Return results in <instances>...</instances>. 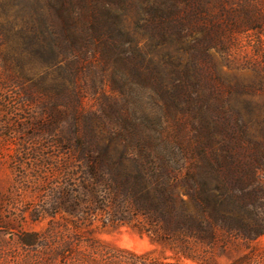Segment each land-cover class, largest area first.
Returning <instances> with one entry per match:
<instances>
[{
    "label": "rangeland",
    "instance_id": "rangeland-1",
    "mask_svg": "<svg viewBox=\"0 0 264 264\" xmlns=\"http://www.w3.org/2000/svg\"><path fill=\"white\" fill-rule=\"evenodd\" d=\"M104 3L108 2L57 0L51 6L47 0H0V264H44L43 250H27L20 243L26 233L41 234L49 251L61 247L71 235L81 238V245L73 244V249L81 252L95 249L124 255L120 252L128 250L174 262L166 261L174 255L169 248L129 226H97L94 230L83 226L76 231L62 217L32 220L35 208L56 201L63 182L57 172V158L64 152L59 146H64L74 123L85 134L96 135L104 146L142 147L138 159L149 161V165L151 161L169 165L165 176L171 183L175 178L183 183L180 193L189 189L185 179L192 172L193 160L200 158L203 145L208 140L214 144L230 142L237 132L220 109L226 112L224 105L231 98L242 111L249 135L264 142V35L254 39L259 50L245 48L232 70L216 56L222 78L199 84L202 103L196 105L179 91L176 62L181 60L180 69L190 71H197L204 63L196 66L193 52L185 46L158 45L138 6L129 13L119 9L122 3L116 5L117 13L110 21L117 28H103ZM36 14L45 26L34 31L28 24ZM75 21L80 66L70 64L66 53L59 50L64 22L71 25ZM42 28L48 35V48L59 47L54 48L59 52L57 59L42 55L36 46ZM54 60L62 61L57 69L51 68ZM75 71L79 75L71 95L66 89ZM230 85H251L253 90L246 93L238 88L233 97ZM79 97L83 110L75 122L72 111ZM207 101L213 107L208 111ZM120 130L124 139L116 136ZM113 158L120 161L122 154L114 153ZM124 166L127 174L136 173L133 162ZM203 262L264 264V236L250 245L242 241L220 243ZM186 263L199 264L193 260Z\"/></svg>",
    "mask_w": 264,
    "mask_h": 264
},
{
    "label": "trees",
    "instance_id": "trees-1",
    "mask_svg": "<svg viewBox=\"0 0 264 264\" xmlns=\"http://www.w3.org/2000/svg\"><path fill=\"white\" fill-rule=\"evenodd\" d=\"M104 1L108 3L102 4L103 28H117L110 21L111 15L117 13L116 5L122 3L119 9L129 13L138 6L146 28L153 32V40L157 39L158 45L185 46L193 52L192 61L196 66L204 63V67L190 71L180 69L181 60L176 62L179 91L196 105L202 103L199 84L203 80L222 78L216 56L220 55L232 70L245 48L259 50L254 39L264 35V0ZM56 2L47 0L51 6ZM77 23L64 22L59 50L66 53L70 64L80 66L78 53L81 51L74 31ZM28 26L37 31L45 25L36 14L30 17ZM42 30L37 35L40 37H36V46L42 55L57 59L59 52L54 48L59 47L48 48V35ZM60 63L56 61L51 68H59ZM78 75L75 71L70 76L66 90L71 95L75 94ZM238 88L246 93L253 90L251 85L228 87L232 96ZM231 99L225 102L226 112L220 109L227 115L225 121L236 127L237 132L234 131L230 142L214 144L208 140L203 145L200 158L191 163L192 172L185 179L189 189L184 193L178 190L184 187L181 181L175 178L171 183L165 176L169 165L163 162L156 165L152 161L149 165V161L138 159L142 147L104 146L96 135L85 134L74 123V129L66 134L64 146H59L64 152L57 158V172L63 182L55 194L56 201L31 212L34 222L62 217L76 231L83 226L88 230L97 226L103 229L129 226L142 237L148 236L169 248L174 255L166 261L173 259L174 262L150 259L128 250L120 252L124 255L105 254L95 249L81 252L73 249L76 242L83 243L81 238L71 235H67L69 238L61 247L49 251V244L41 234L26 233L20 237L22 246L27 250H43L44 264H187L186 260L204 264L206 255L220 243L242 241L250 245L258 241L264 236V142L249 135L250 128L242 111ZM200 107L203 109V105ZM205 107L207 111L213 108L208 101ZM82 110L83 101L79 97L72 111L75 122ZM116 136L124 139L125 133L120 130ZM114 153H121L122 159L115 161ZM127 161L135 164L136 173H126Z\"/></svg>",
    "mask_w": 264,
    "mask_h": 264
}]
</instances>
